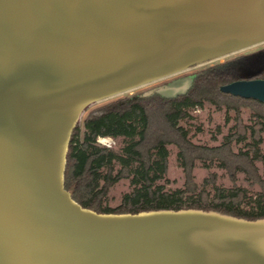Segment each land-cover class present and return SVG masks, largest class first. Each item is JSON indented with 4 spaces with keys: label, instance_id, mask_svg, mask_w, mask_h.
Here are the masks:
<instances>
[{
    "label": "water",
    "instance_id": "obj_1",
    "mask_svg": "<svg viewBox=\"0 0 264 264\" xmlns=\"http://www.w3.org/2000/svg\"><path fill=\"white\" fill-rule=\"evenodd\" d=\"M262 40L264 0H0V264H264V217L96 212L63 187L90 104ZM218 89L264 103V77Z\"/></svg>",
    "mask_w": 264,
    "mask_h": 264
},
{
    "label": "trees",
    "instance_id": "obj_2",
    "mask_svg": "<svg viewBox=\"0 0 264 264\" xmlns=\"http://www.w3.org/2000/svg\"><path fill=\"white\" fill-rule=\"evenodd\" d=\"M264 77V68L247 78ZM243 78L232 68L217 65L190 76L184 92L172 97L156 90L120 101H109L90 109L73 127L65 155L63 187L80 206L96 212H137L159 208H199L246 219L264 217V181L255 165L264 133V103L221 92L219 85ZM203 102L235 108L249 103L252 123L246 127L236 117L235 129L213 146L194 144L178 123L186 109ZM247 149H232V142L244 141ZM119 140L117 149L98 144L97 137ZM176 147V159L183 181L180 187L167 189L161 181L166 171V144ZM207 167L213 161L224 169L229 187L214 184L209 173L200 183L191 173L194 161ZM207 163V164H206ZM236 173H242L248 185H256L254 196L238 186ZM121 178L130 186L114 207L102 205L109 187ZM210 183V188L206 185Z\"/></svg>",
    "mask_w": 264,
    "mask_h": 264
},
{
    "label": "rangeland",
    "instance_id": "obj_3",
    "mask_svg": "<svg viewBox=\"0 0 264 264\" xmlns=\"http://www.w3.org/2000/svg\"><path fill=\"white\" fill-rule=\"evenodd\" d=\"M263 48L264 40L248 45L242 49L230 53H225L216 59L195 66H189L186 69L153 80L147 84L135 87L112 97L101 99L90 104L82 113L80 120L90 109L105 104L109 101H120L123 99H127L132 96L145 93L152 88H160V90L163 91L165 86H168V84L170 83H173L171 88L174 91L178 90L181 84L179 81H177L178 79L180 80L181 78L189 77L209 67L224 65L225 63L234 61L240 62V60L237 59V56H239L240 54L249 53L251 51ZM186 111L187 115L178 123L185 129L186 136L192 143L207 146L219 144L223 140L225 135H227L228 133H232L235 129L234 125L236 122V117L239 118V121L242 124L246 125V127H248V125H250L253 121L251 116L252 109L249 103L239 104L236 111L235 108H226L224 105L215 106L214 104L203 102L200 106L196 105L187 108ZM80 120L79 126L81 128ZM246 131L247 138L244 141L238 143L232 142L233 150L247 149L245 142L249 141V129L246 128ZM106 138L108 143L110 144L109 148L117 149V147L119 146V140L117 138H112L109 136H106ZM97 143L102 145L101 142ZM166 148V171L164 173V179L161 181V183H163L165 188L173 189L182 185L183 175L181 167L179 166L176 159V147L173 144L168 143L166 144ZM258 148L260 153H264V133H261V142L259 143ZM255 165L259 174L261 175V178L264 181V157L261 160H255ZM191 173L193 175V180L196 183H200L204 178L208 177L209 173H213L215 176V185L221 187L230 186V181L227 177L226 172L224 171V169L217 165L216 161H213L208 164L207 167H204L201 162L196 160L194 161ZM235 183L238 186L243 187L246 191V194L251 195L252 197L258 190V187L256 185L250 186L247 184V182L243 178L242 173H236ZM206 188H210V183L206 185ZM129 189L130 186L128 184V180L126 178L119 179L111 187H109L105 197L102 200V205L114 207L118 203L120 196L124 192L129 191Z\"/></svg>",
    "mask_w": 264,
    "mask_h": 264
},
{
    "label": "flooded vegetation",
    "instance_id": "obj_4",
    "mask_svg": "<svg viewBox=\"0 0 264 264\" xmlns=\"http://www.w3.org/2000/svg\"><path fill=\"white\" fill-rule=\"evenodd\" d=\"M237 59L240 60V62L234 61L225 63L224 65L232 68L243 78H247L264 68V48L251 51L249 53H242L237 56Z\"/></svg>",
    "mask_w": 264,
    "mask_h": 264
},
{
    "label": "bare ground",
    "instance_id": "obj_5",
    "mask_svg": "<svg viewBox=\"0 0 264 264\" xmlns=\"http://www.w3.org/2000/svg\"><path fill=\"white\" fill-rule=\"evenodd\" d=\"M218 57H220V56H217V57H214V58H211V59H208V60H206V61H202V62H199V63H196V64H194V66L195 65H198V64H201V63H204V62H207V61H210V60H213V59H216V58H218ZM193 66V65H192ZM188 68V67H187ZM186 69V68H185ZM149 83V82H148ZM145 84H147V83H145ZM142 85H144V84H142ZM139 86H141V85H139ZM135 87H138V86H135ZM135 87H131V88H128V89H126V90H124V91H121V92H118V93H116V94H113V95H111V96H109V97H112V96H114V95H117V94H120V93H122V92H125V91H127V90H130V89H133V88H135ZM107 141V139H105V137H100L99 136V142H103V141Z\"/></svg>",
    "mask_w": 264,
    "mask_h": 264
},
{
    "label": "built area",
    "instance_id": "obj_6",
    "mask_svg": "<svg viewBox=\"0 0 264 264\" xmlns=\"http://www.w3.org/2000/svg\"><path fill=\"white\" fill-rule=\"evenodd\" d=\"M105 139H107L106 137H105ZM97 142H99L98 140H99V137H97L96 139H95ZM101 144L103 145V146H105V147H110V144L108 143V141H103V142H101Z\"/></svg>",
    "mask_w": 264,
    "mask_h": 264
}]
</instances>
